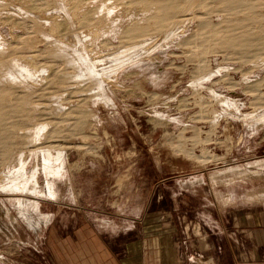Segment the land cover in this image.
<instances>
[{
    "label": "rangeland",
    "instance_id": "1",
    "mask_svg": "<svg viewBox=\"0 0 264 264\" xmlns=\"http://www.w3.org/2000/svg\"><path fill=\"white\" fill-rule=\"evenodd\" d=\"M190 9L177 35L148 34L143 52L107 69L100 59L96 81L74 76L49 40H65L73 20L88 36L68 50L104 57L154 10L129 0H0L3 61L40 74L26 87L0 64L9 91L0 103L22 107L10 144L0 143V264H84L81 239L122 258L138 240L217 229L264 190L255 165L264 159V51L241 60L204 44L210 15Z\"/></svg>",
    "mask_w": 264,
    "mask_h": 264
},
{
    "label": "bare ground",
    "instance_id": "2",
    "mask_svg": "<svg viewBox=\"0 0 264 264\" xmlns=\"http://www.w3.org/2000/svg\"><path fill=\"white\" fill-rule=\"evenodd\" d=\"M129 2L138 8L154 11L148 15V24H137L128 29L129 36L125 40L123 39L121 46L116 51L97 58L78 52V49L73 54V51L68 50V46L75 45V48H77L78 44L83 43L87 39L85 37L88 34L86 36L78 34L80 29H77L75 22L72 20L73 30L64 36V38L67 37L65 40H59L58 36L49 40V43L52 44V48H49L50 53H54L55 57L64 61L65 64L73 66L74 76L100 81L101 77L97 71L99 70L100 59H102L101 63L104 61L105 65L108 66L106 67L107 69L118 63L126 62L125 60L128 61L131 58H135L138 53L143 52L144 46L140 47L141 45L139 46V44L146 43L144 38L148 34H170L176 31L175 35H177L176 33L182 31L180 30L182 27L177 28L180 18L186 9L191 7L193 9L195 5L203 8L206 14L210 15L209 17H204L205 21L201 24L200 33L198 34L204 44L207 45L208 43L216 47H223L237 55L241 60H251L253 56L261 55L264 51V14H259L260 8L264 7V0H129ZM61 8L66 13L65 3H61ZM217 12L223 13L224 18L223 20L221 19L220 23L214 24L210 18ZM45 20L42 19V22H45ZM71 34L75 35L73 39L68 40V38L72 37L70 36ZM150 41L152 42V40ZM7 46L8 44L5 45L0 37V64L3 66L4 63L7 68L2 69L3 74L17 82L24 83L26 87H34L39 82V72L27 65H19L20 63H5L3 60L6 58L5 49ZM41 53L43 54L44 52L41 51ZM8 93V90L0 87V99ZM16 100L17 102L12 106L0 103L1 144H10L9 137L11 134L9 129L11 128V119L14 113L16 115L22 110L21 103H18L19 99ZM14 126L19 127L21 125L15 121ZM255 165H258V167L264 166V159L257 161ZM253 195H256L258 199L263 198L264 190Z\"/></svg>",
    "mask_w": 264,
    "mask_h": 264
},
{
    "label": "crops",
    "instance_id": "3",
    "mask_svg": "<svg viewBox=\"0 0 264 264\" xmlns=\"http://www.w3.org/2000/svg\"><path fill=\"white\" fill-rule=\"evenodd\" d=\"M257 192L250 191V205L235 207L217 229L194 225L185 237L172 230L168 239L138 240L124 246L122 258L96 240L81 239L79 256H88L84 264H264V197L252 198Z\"/></svg>",
    "mask_w": 264,
    "mask_h": 264
}]
</instances>
